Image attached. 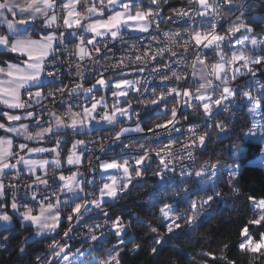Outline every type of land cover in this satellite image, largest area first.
Here are the masks:
<instances>
[{"label": "clouds", "instance_id": "obj_1", "mask_svg": "<svg viewBox=\"0 0 264 264\" xmlns=\"http://www.w3.org/2000/svg\"><path fill=\"white\" fill-rule=\"evenodd\" d=\"M0 82V264H264V0H0Z\"/></svg>", "mask_w": 264, "mask_h": 264}, {"label": "snow or ice", "instance_id": "obj_2", "mask_svg": "<svg viewBox=\"0 0 264 264\" xmlns=\"http://www.w3.org/2000/svg\"><path fill=\"white\" fill-rule=\"evenodd\" d=\"M199 39H201V38H198V41H199ZM37 55H39V53L37 52ZM9 75L11 76V75H14L13 73H9ZM0 84H2V82H0Z\"/></svg>", "mask_w": 264, "mask_h": 264}]
</instances>
